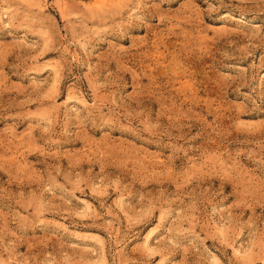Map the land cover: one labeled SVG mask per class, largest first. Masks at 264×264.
<instances>
[{
  "label": "rangeland",
  "instance_id": "obj_1",
  "mask_svg": "<svg viewBox=\"0 0 264 264\" xmlns=\"http://www.w3.org/2000/svg\"><path fill=\"white\" fill-rule=\"evenodd\" d=\"M0 264H264V0H0Z\"/></svg>",
  "mask_w": 264,
  "mask_h": 264
}]
</instances>
